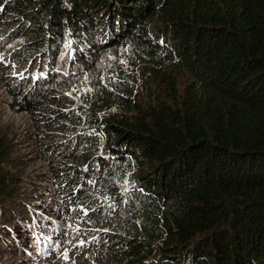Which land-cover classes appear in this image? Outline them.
Segmentation results:
<instances>
[{
  "label": "trees",
  "instance_id": "1",
  "mask_svg": "<svg viewBox=\"0 0 264 264\" xmlns=\"http://www.w3.org/2000/svg\"><path fill=\"white\" fill-rule=\"evenodd\" d=\"M0 90V264L59 230L37 196L109 263L264 264V0H0Z\"/></svg>",
  "mask_w": 264,
  "mask_h": 264
},
{
  "label": "rangeland",
  "instance_id": "2",
  "mask_svg": "<svg viewBox=\"0 0 264 264\" xmlns=\"http://www.w3.org/2000/svg\"><path fill=\"white\" fill-rule=\"evenodd\" d=\"M106 58L103 62L105 64L100 68L97 80L101 81V94L97 97L100 101H106V107L109 111L117 110L119 113L123 112L118 108V104L111 101L109 97L118 94H123V82L122 78L115 76V73L111 70V62ZM113 63L115 61H112ZM110 63V64H109ZM123 62L118 61V66ZM142 67L139 65L129 64L128 71L136 72L140 71ZM97 69V68H96ZM81 79H77L70 88L67 89L66 94L70 98L72 106H77L82 100L84 95L89 91V82ZM0 93L2 91L0 90ZM136 93V91L134 92ZM4 94H0V99H4ZM12 114L6 107L0 105V117L2 121H7L12 118ZM18 118V117H17ZM18 119L13 118V120ZM28 152V155L30 154ZM49 197H36V203L33 205L35 211L42 215L47 220L51 228L56 225L59 230L55 234H49L48 241L43 240L42 246H38L31 252V256L34 260L31 262H19L18 260L8 264H119L109 263L102 256L98 255L97 244L100 242H108L106 234H102L101 239L95 238L90 230H105L104 228L94 227L90 224L84 215V211L81 208H74L70 202L61 200H49ZM89 239H93L89 242ZM83 242V244H81ZM65 253L67 254L65 256Z\"/></svg>",
  "mask_w": 264,
  "mask_h": 264
},
{
  "label": "snow or ice",
  "instance_id": "3",
  "mask_svg": "<svg viewBox=\"0 0 264 264\" xmlns=\"http://www.w3.org/2000/svg\"><path fill=\"white\" fill-rule=\"evenodd\" d=\"M81 244H83V242H81ZM67 254L65 253V256H66Z\"/></svg>",
  "mask_w": 264,
  "mask_h": 264
}]
</instances>
